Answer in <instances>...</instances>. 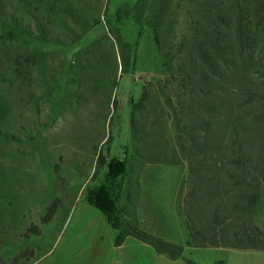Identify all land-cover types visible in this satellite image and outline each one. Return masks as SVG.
I'll use <instances>...</instances> for the list:
<instances>
[{"label":"rangeland","instance_id":"obj_1","mask_svg":"<svg viewBox=\"0 0 264 264\" xmlns=\"http://www.w3.org/2000/svg\"><path fill=\"white\" fill-rule=\"evenodd\" d=\"M262 113L264 0H0V264H264L251 229L256 250L192 247L185 216L186 158L210 154L203 166L224 165L220 221L238 219L252 188L236 184L264 175ZM195 211L209 243L213 208ZM254 224L264 232V182ZM147 237L184 251L172 259Z\"/></svg>","mask_w":264,"mask_h":264},{"label":"trees","instance_id":"obj_2","mask_svg":"<svg viewBox=\"0 0 264 264\" xmlns=\"http://www.w3.org/2000/svg\"><path fill=\"white\" fill-rule=\"evenodd\" d=\"M191 4L196 5L193 1H191ZM199 7V5H198ZM195 14H197L198 20L195 23V31L196 33L198 32V34L203 33L205 37H207V31L204 28L208 22H207V15L203 14L202 12H196ZM195 17V16H194ZM195 18H192V20H194ZM191 20V22H192ZM194 23H191V25H193ZM155 43L158 46L160 51H164V45L161 41V37L159 36V26H156L155 29ZM183 41L180 44V48H179V54L182 53L183 51ZM205 45H207V40L205 42ZM124 48H129V46L127 44H123ZM196 50V45L195 43L192 44V46L186 50L185 53V57L186 60H188L187 62L189 63V65H191L190 67L193 66L194 62H193V56ZM185 51V50H184ZM200 53H203L202 51H200ZM208 49H204V53L202 55H204V57H207L208 54ZM208 54V55H207ZM173 56L170 53H166L165 54V62L163 64L164 69H166L167 71H170L173 76L174 75V65H173ZM125 61V56H122V62ZM190 61V62H189ZM147 97V90L145 89L144 94H143V98L141 100L144 101ZM260 118V133L257 134V136H261L262 139H264V113L261 114ZM262 119V120H261ZM208 125V123H206ZM205 124V125H206ZM210 126V123H209ZM248 136V135H247ZM249 137V136H248ZM247 139L249 140V137ZM187 157V156H186ZM205 159H203V161H198V157L196 155H194L193 157H187L186 160L189 163V168H190V173L192 176V179L190 181V199L188 198V202L190 203V205L192 206L193 209V213L191 212H186L185 216L187 219V222L190 226V230H191V242H190V246L192 247H198V248H202V247H218V246H229L232 247L234 249H238V250H245V251H249V250H256L257 246H251L254 243H250L248 244V242H250L252 239L250 234L248 233L251 229L253 232V234H255L258 238V235L260 237H264V232L261 230L260 227H258L257 225L254 224L255 222V218L257 216V206H258V201L260 200V185L262 182H264V175H262V178H257L256 176H249L248 174L244 175L242 177V180H240V182H238L236 185H242V186H248L251 187L252 189L248 190L247 192L245 190H243L242 192V203H235L234 205V210L236 209L238 212V219H226V217L222 216V221H220V210L222 208V204L220 202L223 201V188L221 187L223 185V179L218 177V171L220 170L219 167H223V160L216 158L214 160V162H212L211 164H209V166H205V164L208 163L209 159H214L213 156H211L210 154H204ZM262 157V156H261ZM248 162L250 161V158H247ZM203 163L204 166H203ZM233 164L235 165H241L240 163V159H237L236 161L233 162ZM115 165V164H114ZM117 167L115 166H111V172H116L118 175L119 174H123L125 171V166L122 163H118L116 164ZM208 165V164H207ZM240 167V166H239ZM203 171L206 172H212V176H208L206 177L205 175L202 174ZM233 178H236L235 175L232 176ZM248 181V182H247ZM207 182H209L210 184L206 187L203 188V185L206 184ZM222 191V194H221ZM205 193L204 195L202 194ZM240 199V200H241ZM203 204H205L206 209H212L213 211L211 213V222L208 223L207 225V230H211L212 233L214 232V236L212 238H208L207 240H209L210 242L205 243V241L203 240V234L197 230V228L194 225V220H193V216L195 214V209L198 207L200 208L201 206H203ZM107 215L112 218V223L114 224V227L118 228V225L115 224V218H114V213H113V208L108 207L105 208ZM226 211V210H225ZM241 222V224H239V228L238 231L234 228V225H236L237 222ZM249 224V225H248ZM215 226H220V232L221 234L224 236V240H226L224 243H219L217 242V234H216V227ZM230 229H232V235H233V239L234 242L230 243V237H228L229 235L227 233L230 234ZM217 236V237H216ZM199 238H202L201 240H199ZM148 240L146 243L153 246L160 254H164L167 255L168 257L175 259L179 256L182 255L184 248L181 246H176L174 244L168 243V242H164L161 239H157V238H153V237H147ZM202 241V242H201ZM201 242V243H200Z\"/></svg>","mask_w":264,"mask_h":264}]
</instances>
